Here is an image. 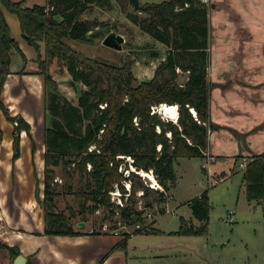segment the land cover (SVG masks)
Here are the masks:
<instances>
[{
    "label": "trees",
    "instance_id": "1",
    "mask_svg": "<svg viewBox=\"0 0 264 264\" xmlns=\"http://www.w3.org/2000/svg\"><path fill=\"white\" fill-rule=\"evenodd\" d=\"M118 2L122 11L143 32L169 47L167 57L157 67L154 76L137 84L131 82L135 62L132 53L123 64H118L86 54L69 42L93 40L98 36L93 27L97 28L99 23L83 18V15L92 6L108 5L111 0H47L44 5L33 6H27L24 0H0V109L8 120L18 121V131L27 130L30 133V123L22 116L11 115L1 95L11 72L12 50H17L23 56L25 66L29 59L13 35L2 6L18 16L27 42L38 53V73L45 77V110L50 116V123L45 128L44 198L39 195L40 188H37L36 198L44 207V234L47 235L83 234L82 227H75L72 217L78 212L86 219V215L97 208H103L107 219L119 210V218L124 225L145 223L143 210L136 208L139 199L137 190H145L148 208L152 207L154 201L164 202L177 185L175 165L179 158L207 157L209 132L220 128L212 121L210 112L214 85L208 78L209 8L212 2L162 0L149 3L148 10L142 14L131 8L130 0ZM186 2L190 4L186 6ZM54 63L65 66L74 83L80 82L86 86L78 98H70L62 92L51 70ZM178 67L181 71L177 70ZM180 72L187 73L185 79ZM161 102L180 105L177 122L151 112V106ZM102 103H107L105 108H101ZM191 108H194L197 117ZM234 132L241 139L242 135L236 130ZM2 136L0 125V138ZM92 144H96L100 151H90ZM119 154L131 155L137 169H153L164 189L148 186L134 170H131L129 178L126 177L119 167L123 163L130 168V164L125 158H118ZM20 155L19 142L16 141L13 158ZM241 158V154L235 157L233 170L237 169ZM88 163L92 165L91 169H88ZM58 167L74 170L78 174L75 187L68 186L75 193L78 209L76 212L72 208L70 215L58 210L57 197L61 193L52 187ZM243 170L247 197L257 200L264 211V152L251 156ZM124 179L132 181V193L125 207H117L111 200L110 191L116 183L125 191ZM189 205L200 223L182 216L181 226L176 232L188 235L207 232L211 211L208 192L190 200ZM162 232L160 228L144 225L134 233ZM130 236L131 233L126 232L113 249L127 250ZM0 247L8 250L14 264L21 253L20 248L2 242ZM31 259L32 255H29L28 264H32Z\"/></svg>",
    "mask_w": 264,
    "mask_h": 264
},
{
    "label": "rangeland",
    "instance_id": "2",
    "mask_svg": "<svg viewBox=\"0 0 264 264\" xmlns=\"http://www.w3.org/2000/svg\"><path fill=\"white\" fill-rule=\"evenodd\" d=\"M33 2L45 0H26L25 4L28 6ZM83 16L99 23L97 28L93 27L98 36L93 40L69 41L70 44L86 54L118 64H123L132 53L135 62L131 82L134 84L152 78L157 67L167 57L169 47L145 34L141 36L140 28L138 31L122 11L118 0H111L110 4L104 6L96 4ZM10 27L13 35L18 33L14 25ZM113 30L126 37L122 50L107 46L102 41ZM18 53H14V68L22 63V56ZM54 70L61 78L60 85L66 87L62 88V92L70 98H78L81 90L71 88L76 83L66 68L56 64ZM5 105L11 115L22 116L26 121H31V132L18 131L17 120H8L0 109V125L3 129V136L0 138V242L29 251V245L24 242L45 227L44 207L36 198V192L40 188L39 195L44 198L45 128L50 123V116L46 113L45 103H14L12 106L5 102ZM16 141L19 142L21 155L15 159L13 155ZM241 161L243 159L240 163ZM240 163L233 170L228 166L224 167L221 160L208 161L206 157L198 156L180 157L175 165L177 185L168 193L164 202L154 201L145 213L143 224L160 228L163 232L134 233L140 229L136 225L121 227V234L118 236H124L126 232H130L131 236L127 250L117 253L121 259L120 264H264V211L257 200L247 197L244 168ZM53 181L52 187H56L61 193L57 197L58 210L67 215L71 214L72 208L77 212L75 193L68 186L75 187L78 174L74 170L58 167ZM205 191L211 202L207 232L199 235L177 233L182 216L196 224L200 223L193 216L189 201ZM145 202L146 198H137L136 208H145ZM104 216L103 208H97L95 212L88 213L86 219L77 212L72 221L75 227L110 233L103 231L102 225L109 224V229L119 225V214L110 219ZM82 221L86 224L79 226ZM0 264H13L8 250L2 247Z\"/></svg>",
    "mask_w": 264,
    "mask_h": 264
},
{
    "label": "crops",
    "instance_id": "3",
    "mask_svg": "<svg viewBox=\"0 0 264 264\" xmlns=\"http://www.w3.org/2000/svg\"><path fill=\"white\" fill-rule=\"evenodd\" d=\"M140 1L149 5L162 0ZM46 2L47 0L33 2L28 6L44 5ZM211 2L208 78L214 85L211 89L210 112L212 121L220 125V128L209 132L206 159L221 160L224 167L233 168L238 154L242 155L241 159L249 160L254 154L264 152V0H211ZM132 7L135 9L134 5ZM2 8L9 24L15 26L18 33H14V36L29 61L25 66L21 55L22 63L14 68L12 66L14 53L18 51L12 50L11 72L5 81L1 98L12 106L14 103H45V77L38 73L39 66L36 61L38 53L23 37L18 16L5 6ZM136 27L138 31L141 30L139 26ZM141 32V36L145 34L153 39L148 33L142 30ZM55 66L54 63L51 70L60 84L61 78L56 74ZM23 68L25 70L21 73ZM66 70L68 71L67 68ZM67 73L71 76L69 71ZM180 73L185 79L187 73ZM74 85L71 88L75 87L76 91L86 88L80 82ZM62 88L66 87L62 84L60 89ZM234 130L242 135L241 139L235 135ZM44 229L45 227L24 242L29 245L30 249L27 248L29 251L23 247L20 249L21 253L32 255V264L121 263L117 253L122 250L113 248L124 237L123 235L100 231L91 233L88 228H82L81 235H47L44 234ZM125 260L126 258L124 262Z\"/></svg>",
    "mask_w": 264,
    "mask_h": 264
},
{
    "label": "built area",
    "instance_id": "4",
    "mask_svg": "<svg viewBox=\"0 0 264 264\" xmlns=\"http://www.w3.org/2000/svg\"><path fill=\"white\" fill-rule=\"evenodd\" d=\"M202 2L206 3V4H210L211 3V0H201ZM190 3L189 2H186L185 5L188 6ZM140 14L144 13L143 10H138ZM126 38V37H125ZM178 71H181V69L178 67L177 68ZM187 73L189 72V70L186 71ZM128 98L126 97L125 100H127ZM168 102H161L160 104H157V105H152L151 106V112L152 113H159L164 119L166 120H173V116L172 115H166L165 113H162L161 110L163 109V112L165 111L164 110V105H166ZM107 105V103H102L100 104L101 108H105ZM174 105H177V120H173L174 122H177L178 121V118H179V115H180V105L179 104H170L169 106H174ZM194 109V108H191V110ZM195 113V112H193ZM197 114V113H196ZM195 114V116L197 117V115ZM18 124V121H16ZM135 122L136 124H138V120L137 118H135ZM104 129L101 130V132H103ZM170 135V133H169ZM94 149H97L98 151H100V149L97 148L96 144H92L90 145L89 147V150L92 151ZM206 154H208V151L206 152ZM118 158H125L129 164H130V167L131 168H128L125 164H121L120 167H119V170L121 172L124 173V175L126 177L129 178L130 174H131V170H134L135 172L139 173L143 178L144 180L146 181L147 185L152 187V188H155V189H160V190H163V186L161 184L157 182H154V180H152V178H149V177H146L144 175V172H146L145 170L143 169H137L133 163H134V159L131 155H123V154H119L118 155ZM248 163V159H244L241 163H240V166H242L243 168L246 167ZM92 165L90 163H88V169H91ZM139 170V171H138ZM149 171H151L152 173H154L153 169H150ZM148 173V172H147ZM224 177V176H223ZM226 177V176H225ZM152 180L151 182H149V180ZM125 186V191H123L120 187V185L118 183L115 184V187L113 190L110 191L111 193V200L116 204L117 207H125L126 203H127V200L128 198L130 197L131 193H132V181L129 180V179H124L123 182H122ZM137 196L139 197V199L141 198H144L145 196V190L144 189H139L137 190ZM123 199H125V203H123ZM147 206H146V203H145V208H142V209H139V210H143L144 212V216H145V213H146V210H147ZM138 209V208H137ZM119 213V210L117 211ZM146 217V216H145ZM145 224L143 223H139L137 224L136 226L138 228H143ZM125 225L122 223V221L120 220L119 221V225H116L115 227L110 228V225L107 224V223H104L102 225V230L107 232L109 231L110 233L112 234H115V235H119L121 234L120 232V228L121 227H124Z\"/></svg>",
    "mask_w": 264,
    "mask_h": 264
},
{
    "label": "water",
    "instance_id": "5",
    "mask_svg": "<svg viewBox=\"0 0 264 264\" xmlns=\"http://www.w3.org/2000/svg\"><path fill=\"white\" fill-rule=\"evenodd\" d=\"M131 3L134 5L135 9L137 10H143L147 11L148 10V5L141 3L140 0H130ZM23 37L27 38V35L23 33ZM103 43L107 46H110L112 48L122 50L124 48V43L126 42L125 35L122 33H119L115 30L109 32L104 38H103ZM192 112L193 109L191 110ZM195 116V113H194ZM86 222L82 221L78 225L79 226H84ZM14 264H28V256L25 255L24 253H20L14 260ZM181 264H187L185 262H182Z\"/></svg>",
    "mask_w": 264,
    "mask_h": 264
},
{
    "label": "bare ground",
    "instance_id": "6",
    "mask_svg": "<svg viewBox=\"0 0 264 264\" xmlns=\"http://www.w3.org/2000/svg\"><path fill=\"white\" fill-rule=\"evenodd\" d=\"M170 104L169 103H167L166 105H164L165 107H164V112H163V109L161 110V112L162 113H165L167 116L168 115H172L173 116V120L175 121V120H177V105H174V106H169ZM193 111H194V109H193ZM195 112V111H194ZM196 114V113H195ZM139 171V170H138ZM148 172V173H147ZM144 175L146 176V177H149V178H152V180H154V182H157L158 181V179L156 178V176H155V173H152L151 171H146V172H144ZM151 179L149 180V182H151L152 181ZM158 183L160 184V182L158 181Z\"/></svg>",
    "mask_w": 264,
    "mask_h": 264
},
{
    "label": "clouds",
    "instance_id": "7",
    "mask_svg": "<svg viewBox=\"0 0 264 264\" xmlns=\"http://www.w3.org/2000/svg\"><path fill=\"white\" fill-rule=\"evenodd\" d=\"M180 116V115H179ZM179 119V118H178Z\"/></svg>",
    "mask_w": 264,
    "mask_h": 264
}]
</instances>
